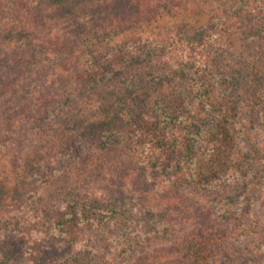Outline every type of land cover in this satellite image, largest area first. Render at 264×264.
Returning <instances> with one entry per match:
<instances>
[{"label":"rangeland","instance_id":"rangeland-1","mask_svg":"<svg viewBox=\"0 0 264 264\" xmlns=\"http://www.w3.org/2000/svg\"><path fill=\"white\" fill-rule=\"evenodd\" d=\"M155 1V16L116 28L111 41L87 49L89 68L67 73L54 60L38 62L36 74L34 59L17 66L13 59L34 48L7 17L0 79L19 84L0 88V264H175L165 250L196 232L197 222L234 234L212 249L211 264H264V0ZM46 15L71 30L52 7ZM79 22L91 25L90 15ZM99 67L110 71L108 81L86 96L75 76ZM47 92L62 96L56 108L33 101ZM123 108L180 142L199 136V154L227 126L234 137L221 165L204 162L195 179L184 152L138 145L135 123L107 136V110ZM35 176L47 186L36 202L19 186ZM82 198L96 205V220L84 211L77 226L62 229V208L77 209ZM106 206L137 222L108 225Z\"/></svg>","mask_w":264,"mask_h":264},{"label":"trees","instance_id":"trees-1","mask_svg":"<svg viewBox=\"0 0 264 264\" xmlns=\"http://www.w3.org/2000/svg\"><path fill=\"white\" fill-rule=\"evenodd\" d=\"M156 6L155 0H0V35L7 33L8 17L13 23L14 32L18 40L24 41L34 48L30 54L22 53L18 55V58L13 59L17 66L22 61L26 62L25 59H34L37 64L30 71L36 74L35 70L38 62L54 60L63 68L61 72L67 73L81 66L89 68L90 65L87 62L89 61V57L92 56V52L91 50H87L88 48L93 47L94 44L96 45L100 39L107 40L111 34H114L116 28L136 25L143 20L151 19L155 16ZM48 7H52L57 12V15L66 19V26L71 30L61 31L58 30L59 27L55 24H49L44 21L49 18L46 15V8ZM82 15L86 17L90 15L91 25L84 24V21L79 22V17ZM3 21H5L4 24H2ZM50 22L52 21L50 20ZM258 23L264 26V19L261 22L258 21ZM4 60H7V52L0 50V63H3ZM100 71L101 68L99 67V69L94 68L88 70V72L76 74V84L85 85V88L87 87L84 95H93L103 82L108 81V78L106 79L105 77L106 75L109 77L110 71L104 74ZM17 84H19V81L7 80L6 82L4 78L0 79V88L6 91L7 89L13 91ZM34 100L45 109L50 107L56 108L57 102L62 101V96L47 92ZM105 117V122L109 127V130L104 131L107 136L112 132L121 134V131H126V128L130 124L135 123L138 127L136 134L138 145L146 146L153 152L162 151L175 154L184 152L185 156L189 155L193 163V175L195 179H199V170L204 162L209 163L213 169L221 165L222 150L225 147L230 148L228 143L234 137L233 134L231 135L232 130L230 133V127L227 126L226 136L216 140L215 148H213L214 146L208 148V154H199L197 151L201 149V145L204 143L198 144L200 140L198 139L199 136L191 143L180 142L172 137V134L166 131L165 127L158 122H148V120H140L141 122L139 123L138 120L134 122V115L127 108H123L116 115L107 110ZM217 144L218 146H216ZM217 147L219 148L216 149ZM180 148H183L182 152ZM105 160H107L106 157ZM115 174L113 173L112 177ZM37 181L38 179L35 176L33 179L21 180L19 183L23 194L28 198H32L31 200L34 202L43 200L44 196L47 195V186L45 184L39 186ZM171 200L176 201L180 210L188 211V207L183 206V200L179 203L175 197L171 198ZM88 202L87 199L82 198L80 199V203H78L77 209L75 208L76 210H69L70 207L68 206L62 208L63 214L67 216L66 219L63 217L60 220L62 229L77 226L84 211L90 213V219L96 220L94 214L96 205L90 207ZM98 211H100V208H98ZM175 211H177L176 208ZM101 213H104V217H106L105 221H107L108 225L112 223L117 229H124L127 224L137 222L134 216L132 218L129 217V212L126 214L121 208L106 206L102 208ZM195 230L196 232H193L179 243L171 244L165 250L166 255L168 254L172 257L171 262L175 264L176 262L179 264H211L210 256L212 255V249L214 247L219 248L225 242L233 240L234 237L233 232L221 233L215 230L211 224L205 226L202 222L195 224Z\"/></svg>","mask_w":264,"mask_h":264}]
</instances>
